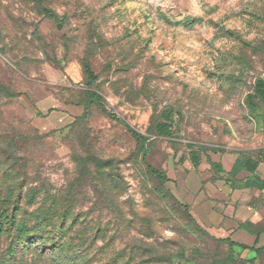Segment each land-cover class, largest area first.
Listing matches in <instances>:
<instances>
[{
	"label": "rangeland",
	"instance_id": "1",
	"mask_svg": "<svg viewBox=\"0 0 264 264\" xmlns=\"http://www.w3.org/2000/svg\"><path fill=\"white\" fill-rule=\"evenodd\" d=\"M258 78L264 0H0V192L16 180L71 206L75 264H211L229 245L197 209L229 203L211 160L264 144V103H247ZM88 89L122 121L84 108ZM165 107L184 114L172 139L155 132ZM127 124L175 183L147 173ZM188 144L203 147L199 166ZM191 171L203 182L195 194ZM12 239L0 238V264L63 256L40 257L28 241L15 251Z\"/></svg>",
	"mask_w": 264,
	"mask_h": 264
},
{
	"label": "trees",
	"instance_id": "2",
	"mask_svg": "<svg viewBox=\"0 0 264 264\" xmlns=\"http://www.w3.org/2000/svg\"><path fill=\"white\" fill-rule=\"evenodd\" d=\"M88 71L91 76V81H93L95 78L89 69ZM257 101L264 103V78H258L255 81L252 91L247 95V103L251 108L254 109L257 107ZM91 103H97L110 117L122 121L115 114L105 108L102 95L94 89L87 90V99L84 108H87ZM54 109L55 108H50L49 112ZM183 121L184 114L180 110H176L172 107H165L162 109L159 119L155 124V132L160 137L172 139L179 134ZM126 126L136 143L137 153L142 156L146 163L147 173L162 183H175V170H171V174H169L167 171H161L147 162L149 154L147 136L136 130L130 124H127ZM188 148L191 149L190 159L193 165L198 166L201 161L199 149H203V147L196 144H188ZM258 159L263 160L261 151L259 152ZM259 160L253 161V169H255ZM241 163H247V159L237 161L228 174L237 170ZM96 167L100 168L101 162L96 164ZM213 168L217 172L222 171L221 162H213ZM9 186V190L6 191L5 194L0 192V238L3 236H9V238L13 237L11 243L15 242L14 247H12L15 251L18 249V243L28 241L30 244L25 249L30 247V249L37 252L40 257H48L50 255L56 256L55 253H57L58 255L62 254L63 256L56 259V262L59 259V263L56 264H75L73 260L74 253H70L74 248L71 237L69 236L73 229V225L70 223V215L72 212L70 209L71 206L59 208L60 201L57 199L56 194L50 195L48 192L42 193L41 189L34 188V186L28 187L25 191V184L21 181L14 180ZM155 189L163 194L164 197L167 196V194L163 192L164 189L160 187H156ZM35 190L37 191L35 192ZM37 195H41L42 202L40 205L35 206L32 210L25 207L22 208V201L27 199L29 203H34ZM171 195L173 196L172 193ZM175 199L183 210L190 214L188 206L178 198ZM43 201L48 202L49 204L51 203L50 206H46ZM204 231L207 235L213 237L207 230ZM216 239L228 243L229 253L227 256L215 260L211 264H226L230 260H234L237 256L236 248H239L240 250L254 249L253 246L250 247L248 244L234 241L231 237ZM254 261L255 257L242 258L241 264L254 263Z\"/></svg>",
	"mask_w": 264,
	"mask_h": 264
},
{
	"label": "crops",
	"instance_id": "3",
	"mask_svg": "<svg viewBox=\"0 0 264 264\" xmlns=\"http://www.w3.org/2000/svg\"><path fill=\"white\" fill-rule=\"evenodd\" d=\"M260 151L263 160L258 159ZM245 159L247 163H241L237 170L228 174L237 161ZM189 160L192 163L190 155ZM255 160L259 162L253 169ZM213 162H221L222 171L217 172L214 168L213 170L220 175L219 178L224 184H228V190L225 193L227 196H222L227 197L229 201L226 202L229 203L225 207V202L222 201L221 209L216 210L215 214H212L210 204L203 203L197 209L199 217L207 226H219L221 238L231 237L234 241L253 246L254 249L236 248L240 258L255 257L254 263L248 264H264V144L253 149L251 153L224 152L219 160H211L212 167ZM188 180L192 193L195 194L202 189L203 182L194 171L190 172ZM214 221L217 224H214Z\"/></svg>",
	"mask_w": 264,
	"mask_h": 264
},
{
	"label": "water",
	"instance_id": "4",
	"mask_svg": "<svg viewBox=\"0 0 264 264\" xmlns=\"http://www.w3.org/2000/svg\"><path fill=\"white\" fill-rule=\"evenodd\" d=\"M59 28H61V24H59V26H58Z\"/></svg>",
	"mask_w": 264,
	"mask_h": 264
}]
</instances>
